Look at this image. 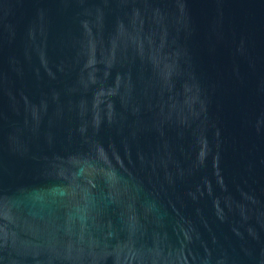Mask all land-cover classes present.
<instances>
[{
	"label": "water",
	"instance_id": "water-1",
	"mask_svg": "<svg viewBox=\"0 0 264 264\" xmlns=\"http://www.w3.org/2000/svg\"><path fill=\"white\" fill-rule=\"evenodd\" d=\"M0 264H264V0H0Z\"/></svg>",
	"mask_w": 264,
	"mask_h": 264
}]
</instances>
